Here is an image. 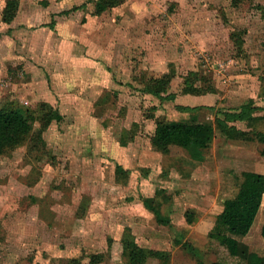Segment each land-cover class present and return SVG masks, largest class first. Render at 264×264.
<instances>
[{
  "label": "rangeland",
  "instance_id": "1",
  "mask_svg": "<svg viewBox=\"0 0 264 264\" xmlns=\"http://www.w3.org/2000/svg\"><path fill=\"white\" fill-rule=\"evenodd\" d=\"M93 1L17 0L5 23L0 0V108L45 102L63 115L45 129L35 123L0 154V264H69L93 252L104 253L101 264H125L128 234L168 256L144 264H198L192 251L208 264H236L207 233L240 172H264L257 142L215 129L204 160L194 162L177 146L155 150L150 137L157 118L214 125L250 101L253 126L264 131V0H124L101 15L92 14ZM166 73L163 98L143 91V79ZM187 77L198 90L182 91ZM229 123L250 131L244 121ZM159 190L171 226L142 204ZM262 222L260 212L242 240L259 254Z\"/></svg>",
  "mask_w": 264,
  "mask_h": 264
},
{
  "label": "trees",
  "instance_id": "2",
  "mask_svg": "<svg viewBox=\"0 0 264 264\" xmlns=\"http://www.w3.org/2000/svg\"><path fill=\"white\" fill-rule=\"evenodd\" d=\"M124 0H95L93 1V15H101L102 13L115 8L123 3ZM18 2L17 0H6L2 12V21L9 23L13 20ZM261 16L264 21V5L259 7ZM234 38L238 50L243 49V39L240 34L234 32L231 34ZM172 74H164L158 78L143 79V91L155 97L163 98V94L167 93L169 82ZM210 90H213L212 87ZM198 90L194 87L191 78L184 80V93ZM167 94L165 97H172ZM186 109V107H183ZM256 107L252 101L243 104L236 111H226L222 117H216L214 125L206 124L192 118L190 121L172 122L164 119H155V128L150 137V143L155 150L166 153L170 146H177L183 149L188 157L194 162H202L204 160V152L213 142L215 129L221 130L228 138L256 141L258 144V153L264 156V131L255 129L254 123L259 120L253 115ZM63 115L57 108L51 107L48 103H41L36 110L21 109L14 105H7L0 108V154L12 150L17 145L24 142L32 133L34 124L38 123L41 129L47 128L53 121L60 122ZM236 120L244 121L250 128V131L239 130L235 125L229 122ZM134 133L131 132L129 138ZM37 137V136H36ZM40 138V136L38 135ZM123 144L125 141L123 140ZM118 177L127 178L128 171L121 166L116 167ZM163 190H159L155 195L143 197V206L150 211L158 224L171 226V220L167 215L163 214L162 204L164 199ZM264 194V174L254 171H241L240 181L237 191L233 196L226 198L222 203L221 211L216 215L215 221L207 236L216 241L223 247L229 256L236 258V264H264V253L259 254L256 250L250 249L242 240L249 233L255 218L261 208V199ZM185 218L188 222H192L193 213L185 212ZM262 226L260 234L264 239V207L262 208ZM183 240V239H182ZM176 239L175 243L182 246L186 250H190V245L186 241ZM122 251L121 255L125 264H144L150 257L159 260H168V256L163 251L145 249L141 247L131 234L121 239ZM198 264H208L193 252ZM103 252H93L89 254H81L78 257L69 258V264H82L83 258H87L86 264H101L104 260ZM30 259L27 258L25 264H29ZM209 264H231L221 260H214Z\"/></svg>",
  "mask_w": 264,
  "mask_h": 264
},
{
  "label": "crops",
  "instance_id": "3",
  "mask_svg": "<svg viewBox=\"0 0 264 264\" xmlns=\"http://www.w3.org/2000/svg\"><path fill=\"white\" fill-rule=\"evenodd\" d=\"M83 7V5L81 6V8ZM2 24H3V22H2ZM205 154V153H204ZM261 157H263L264 158V156H261ZM261 168V167H260ZM263 168H264V165H263ZM245 171H249V170H245ZM250 171H254V172H259V173H262V174H264V172H260L261 170H250ZM264 207V194L262 195V199H261V208H260V211H259V213L261 212L262 213V208ZM258 213V214H259ZM262 226V225H261ZM261 230V229H260ZM249 234H247L246 236H248ZM246 236L244 237V238H246Z\"/></svg>",
  "mask_w": 264,
  "mask_h": 264
}]
</instances>
